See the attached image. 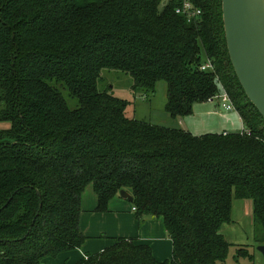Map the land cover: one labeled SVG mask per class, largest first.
Instances as JSON below:
<instances>
[{"label": "trees", "instance_id": "16d2710c", "mask_svg": "<svg viewBox=\"0 0 264 264\" xmlns=\"http://www.w3.org/2000/svg\"><path fill=\"white\" fill-rule=\"evenodd\" d=\"M162 0H0V264H44L81 248L82 193L96 212L126 190L137 218L162 219L169 259L115 238L71 264H225L232 201L252 202L264 245V119L231 66L221 0H200L191 24ZM209 58L213 70H200ZM103 69L128 74L134 95L166 82L165 111L181 118L223 90L249 131L194 135L126 114L99 89ZM55 80L77 99L69 108ZM237 256L253 263L240 247Z\"/></svg>", "mask_w": 264, "mask_h": 264}, {"label": "rangeland", "instance_id": "374dc122", "mask_svg": "<svg viewBox=\"0 0 264 264\" xmlns=\"http://www.w3.org/2000/svg\"><path fill=\"white\" fill-rule=\"evenodd\" d=\"M164 3L162 0L160 7ZM50 82L60 90L69 108L73 109L78 106L77 99L69 95L67 88L55 80ZM131 84L132 79L128 74L111 69H103L98 80L99 89H108L113 95L128 100L126 114L129 117L166 126L172 123L177 124L180 120L181 128L188 130L194 135L223 133V131L239 132L242 128L241 122L235 115L237 111L222 109L218 99L213 100V102H196L193 105L192 114L173 119L164 108L166 102V82L164 80H159L156 83L154 94L147 97L141 94L134 95L131 90ZM8 124L7 121H0V128L7 127ZM85 193L87 197L92 195L91 186ZM118 199L126 201L121 196L115 198V200ZM130 211L133 213L131 209ZM231 219V222L222 224L220 228L221 234L231 243L225 264L250 263L248 258L236 255V250L240 247L248 248L251 251L254 264H264L263 255L257 249L260 244L254 239L255 225L251 200L234 198L232 201ZM50 259V257L46 258V260L44 259V264L54 263L53 259Z\"/></svg>", "mask_w": 264, "mask_h": 264}, {"label": "crops", "instance_id": "0c3cea01", "mask_svg": "<svg viewBox=\"0 0 264 264\" xmlns=\"http://www.w3.org/2000/svg\"><path fill=\"white\" fill-rule=\"evenodd\" d=\"M235 115L243 125L237 112ZM167 126L181 128L180 120L177 124L172 123ZM90 186L92 188L89 184L82 193V213L79 219V229L87 239L81 248L51 258L54 262L51 264H71L87 254L100 252L115 238L133 239L135 242L149 245L154 257L158 260L171 257L172 242L167 236L162 219L152 215L137 218L131 202L127 199L126 201L115 200L116 197L110 202L107 212H96L94 208L97 204V196L93 188L90 197H87L85 193Z\"/></svg>", "mask_w": 264, "mask_h": 264}, {"label": "water", "instance_id": "95a60500", "mask_svg": "<svg viewBox=\"0 0 264 264\" xmlns=\"http://www.w3.org/2000/svg\"><path fill=\"white\" fill-rule=\"evenodd\" d=\"M224 39L246 97L264 119V0H221ZM119 195L132 201L126 190ZM257 249L264 259V245Z\"/></svg>", "mask_w": 264, "mask_h": 264}, {"label": "built area", "instance_id": "2783aa9c", "mask_svg": "<svg viewBox=\"0 0 264 264\" xmlns=\"http://www.w3.org/2000/svg\"><path fill=\"white\" fill-rule=\"evenodd\" d=\"M166 5L167 3H172L174 5V12L183 17L186 22L191 24H197L201 21L202 8L199 4L200 0H163ZM163 5V6H164ZM200 70H213L214 65L212 60L206 58V60L199 66ZM218 99L222 109L226 111H236L229 95L223 90L220 94L209 97L206 101L213 102V100ZM241 133L249 134V131L243 127L239 131ZM135 210V208H133ZM219 264V263H216Z\"/></svg>", "mask_w": 264, "mask_h": 264}]
</instances>
